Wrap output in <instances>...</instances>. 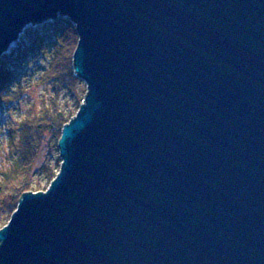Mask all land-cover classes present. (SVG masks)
I'll list each match as a JSON object with an SVG mask.
<instances>
[{
    "label": "water",
    "instance_id": "1",
    "mask_svg": "<svg viewBox=\"0 0 264 264\" xmlns=\"http://www.w3.org/2000/svg\"><path fill=\"white\" fill-rule=\"evenodd\" d=\"M60 16L87 91L0 264H264V0H0V66Z\"/></svg>",
    "mask_w": 264,
    "mask_h": 264
},
{
    "label": "trees",
    "instance_id": "2",
    "mask_svg": "<svg viewBox=\"0 0 264 264\" xmlns=\"http://www.w3.org/2000/svg\"><path fill=\"white\" fill-rule=\"evenodd\" d=\"M77 42L76 26L65 16L28 27L19 41L1 59L0 119L11 106V102L21 97L26 77H36V70H43L38 76L41 80L48 78L52 81V79L63 78L66 85L82 82L75 75L73 68V53ZM49 56L46 66L43 61H46ZM17 91L20 94L18 97ZM84 96L83 92L82 95L75 97L72 110L61 109L56 115H52L46 109L34 119L21 122L20 134L24 141L22 156L17 158L12 171L7 172L0 180V213L5 212L11 215L23 192L45 190L56 176L62 161L60 158L55 167L48 164L42 166L43 176L38 181H31L28 177V165L35 150V144L41 142L46 126L50 132L54 133L58 143L63 125L77 112ZM5 224L0 225V228Z\"/></svg>",
    "mask_w": 264,
    "mask_h": 264
},
{
    "label": "rangeland",
    "instance_id": "3",
    "mask_svg": "<svg viewBox=\"0 0 264 264\" xmlns=\"http://www.w3.org/2000/svg\"><path fill=\"white\" fill-rule=\"evenodd\" d=\"M30 26L34 25H29L28 27ZM49 59L50 56L46 61H43L44 65H48ZM42 72L43 70L41 69L39 71L36 70V77H26L27 79L24 82L21 97L13 100L9 109L1 116L0 180H2L7 172L12 171V168H14L18 160L17 158L22 156L24 141L21 139L20 134L21 122L34 119L46 109L52 115H56L61 109L72 110L75 97L82 95L83 92L86 94L87 85L81 78L82 82L80 83L66 85L63 78L52 79V81H49L50 79L48 80V78L47 80L39 79L38 76ZM17 94V97L20 96L18 91ZM41 137V142L35 144V150L28 165V177L34 182L43 176L42 166L44 164L55 167L59 163V158L61 159L58 143H56L57 139L47 126L44 136ZM10 217L11 215L9 213L5 214V212H1L0 225L7 223Z\"/></svg>",
    "mask_w": 264,
    "mask_h": 264
},
{
    "label": "bare ground",
    "instance_id": "4",
    "mask_svg": "<svg viewBox=\"0 0 264 264\" xmlns=\"http://www.w3.org/2000/svg\"><path fill=\"white\" fill-rule=\"evenodd\" d=\"M18 41H19V40H18ZM18 41H17V42H18ZM17 42H16V43H17ZM13 46H14V45H13ZM13 46H12V47H13ZM12 47H11V48H12Z\"/></svg>",
    "mask_w": 264,
    "mask_h": 264
}]
</instances>
